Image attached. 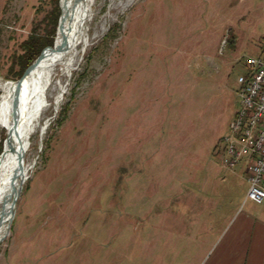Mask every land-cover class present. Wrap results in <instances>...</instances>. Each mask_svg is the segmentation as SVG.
Listing matches in <instances>:
<instances>
[{"label": "rangeland", "instance_id": "1", "mask_svg": "<svg viewBox=\"0 0 264 264\" xmlns=\"http://www.w3.org/2000/svg\"><path fill=\"white\" fill-rule=\"evenodd\" d=\"M60 1L0 0L1 79L22 77L23 42L51 37ZM92 9L88 46L30 137L0 264H205L239 213L264 207L245 200L246 157L222 165L237 78L264 55V0Z\"/></svg>", "mask_w": 264, "mask_h": 264}, {"label": "bare ground", "instance_id": "2", "mask_svg": "<svg viewBox=\"0 0 264 264\" xmlns=\"http://www.w3.org/2000/svg\"><path fill=\"white\" fill-rule=\"evenodd\" d=\"M94 1L61 0L66 16L63 33L69 37L68 48H62L63 37L61 31H57L52 50L42 57L24 79L17 82L0 78V134H5L3 140L0 138V182L14 167L15 154L12 150L15 144L20 143L26 153L30 147V137L36 131L43 137L47 125L42 126L39 121L48 107L47 91L57 77L70 75L79 63V55L85 52L89 42L87 24L92 18ZM57 85L59 90L54 98V110L58 108L65 93L63 85L60 86L58 81ZM34 167L35 162L23 164L24 180H27ZM10 200L11 190L3 185L0 187V214L3 208L8 213ZM6 217L9 216L6 214ZM7 232L8 222H1L0 217V242L7 236Z\"/></svg>", "mask_w": 264, "mask_h": 264}, {"label": "built area", "instance_id": "3", "mask_svg": "<svg viewBox=\"0 0 264 264\" xmlns=\"http://www.w3.org/2000/svg\"><path fill=\"white\" fill-rule=\"evenodd\" d=\"M238 76L241 107L222 139V165L233 169L246 157L248 191L245 200L264 203V55L245 59Z\"/></svg>", "mask_w": 264, "mask_h": 264}, {"label": "crops", "instance_id": "4", "mask_svg": "<svg viewBox=\"0 0 264 264\" xmlns=\"http://www.w3.org/2000/svg\"><path fill=\"white\" fill-rule=\"evenodd\" d=\"M222 234L205 264H264V207L256 215L239 213Z\"/></svg>", "mask_w": 264, "mask_h": 264}, {"label": "water", "instance_id": "5", "mask_svg": "<svg viewBox=\"0 0 264 264\" xmlns=\"http://www.w3.org/2000/svg\"><path fill=\"white\" fill-rule=\"evenodd\" d=\"M60 9H61V14H60V17L58 20V26H57L56 34H57V31H61V34L63 37V47L62 48L67 49L69 46V37L67 34L63 33V31H64L63 27H64V24L66 21V16L63 12V7L61 6V1H60ZM44 53H42L37 59H35V61L26 69V71L24 72V74L22 75V77L18 81L24 79V77L36 65H38V63L41 61ZM12 152L15 154L14 167H13L11 173L9 175H7L6 177H4L0 182V187H2L3 185H6L11 190V200H10L9 210L7 211L8 213H6V211H4V208L2 207L3 209H1V214H0L1 222H3V221L8 222V227H9L10 220L13 216L14 206H15L16 200L18 198L19 191L21 189V185L25 181L24 176L22 175V169H23V164H24V155H25L22 145H20V143H16ZM18 183H20V184H18ZM5 213L9 216L8 218L7 217L5 218V215H6Z\"/></svg>", "mask_w": 264, "mask_h": 264}, {"label": "trees", "instance_id": "6", "mask_svg": "<svg viewBox=\"0 0 264 264\" xmlns=\"http://www.w3.org/2000/svg\"><path fill=\"white\" fill-rule=\"evenodd\" d=\"M59 18V8L57 9L56 14L53 16V28L50 38L39 37L35 35H30L22 44V53L18 55L17 61L20 65L16 75L20 78L27 67L33 63L42 53L47 54L52 50L53 47V35L58 26ZM43 55V56H44Z\"/></svg>", "mask_w": 264, "mask_h": 264}]
</instances>
